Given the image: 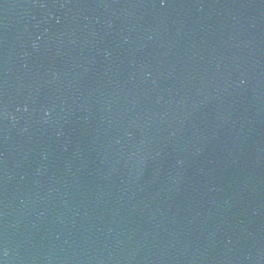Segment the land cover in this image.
I'll use <instances>...</instances> for the list:
<instances>
[{
	"label": "water",
	"instance_id": "95a60500",
	"mask_svg": "<svg viewBox=\"0 0 264 264\" xmlns=\"http://www.w3.org/2000/svg\"><path fill=\"white\" fill-rule=\"evenodd\" d=\"M0 264H264V0H0Z\"/></svg>",
	"mask_w": 264,
	"mask_h": 264
}]
</instances>
